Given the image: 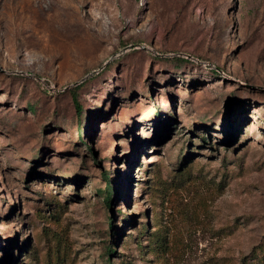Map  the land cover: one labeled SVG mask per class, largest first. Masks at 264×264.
<instances>
[{
	"label": "rangeland",
	"instance_id": "rangeland-1",
	"mask_svg": "<svg viewBox=\"0 0 264 264\" xmlns=\"http://www.w3.org/2000/svg\"><path fill=\"white\" fill-rule=\"evenodd\" d=\"M108 245L264 255V0H0V264Z\"/></svg>",
	"mask_w": 264,
	"mask_h": 264
},
{
	"label": "trees",
	"instance_id": "trees-1",
	"mask_svg": "<svg viewBox=\"0 0 264 264\" xmlns=\"http://www.w3.org/2000/svg\"><path fill=\"white\" fill-rule=\"evenodd\" d=\"M74 99V104H75V108L77 112H81V104L79 103V101L76 98ZM106 176V175H105ZM107 178V176H106ZM107 187H106V197H107V201H111V189H113V186L110 184L109 179H108V183H107ZM257 248L260 247V245L256 246ZM255 247V248H256ZM114 252V249L111 248L109 245L106 248L105 254H106V260L107 262L110 264L111 261V254ZM248 257H251V259H249ZM239 264H264V255H259L255 252V250L252 251L251 255L248 256H244L241 261L239 262Z\"/></svg>",
	"mask_w": 264,
	"mask_h": 264
}]
</instances>
